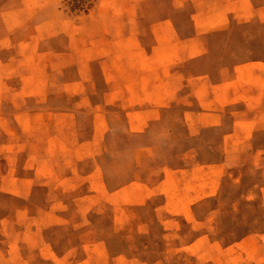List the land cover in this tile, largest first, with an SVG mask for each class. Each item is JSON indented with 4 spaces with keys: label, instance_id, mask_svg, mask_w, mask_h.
Segmentation results:
<instances>
[{
    "label": "rangeland",
    "instance_id": "rangeland-1",
    "mask_svg": "<svg viewBox=\"0 0 264 264\" xmlns=\"http://www.w3.org/2000/svg\"><path fill=\"white\" fill-rule=\"evenodd\" d=\"M0 264H264V0H0Z\"/></svg>",
    "mask_w": 264,
    "mask_h": 264
}]
</instances>
